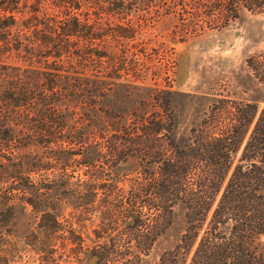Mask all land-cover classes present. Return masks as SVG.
<instances>
[{
	"label": "trees",
	"instance_id": "obj_1",
	"mask_svg": "<svg viewBox=\"0 0 264 264\" xmlns=\"http://www.w3.org/2000/svg\"><path fill=\"white\" fill-rule=\"evenodd\" d=\"M137 2L112 3L110 11L128 17L140 10ZM85 4L0 0V121L8 122L0 129L7 142L24 139L27 146L17 175L27 214L35 219L26 249L37 253L41 264H63L66 258L144 264L158 237L181 214L178 241L152 264H264V108L256 117V104L223 102L184 142L171 140L165 149L154 137L161 131L174 136L171 93L164 96L166 118L144 101L143 111L112 103L117 89L138 94L144 86L120 83L126 62L116 59L117 44L103 53L109 59L105 81L96 69L88 75L87 43L97 35ZM200 8L264 12V0H202ZM135 34L125 25L106 35L133 41ZM137 62L127 63L136 70ZM248 63L253 75L264 78V62ZM103 104L113 119L133 118L129 125H112L108 158L88 143V123L104 113ZM102 132L94 136L101 138ZM129 162L137 164L129 185L104 181ZM76 167L85 169L86 178L68 173ZM50 248L60 251L56 259Z\"/></svg>",
	"mask_w": 264,
	"mask_h": 264
},
{
	"label": "rangeland",
	"instance_id": "obj_2",
	"mask_svg": "<svg viewBox=\"0 0 264 264\" xmlns=\"http://www.w3.org/2000/svg\"><path fill=\"white\" fill-rule=\"evenodd\" d=\"M137 1L140 10L125 17L110 9L112 3H127L128 0H85L88 23L97 35L96 39L91 38L87 43L91 52L88 75L92 77L96 69L100 81H105L109 59L103 53L110 52L108 45L117 44L118 50L114 49V54L118 53L116 59L118 62L124 59L127 65V68L124 65L125 70L119 71L122 75L120 83L126 79L144 86L138 94L132 89L125 91V94L122 89H117L113 95V104L130 111H143L144 101L150 110L156 109L166 118L164 96L171 93L174 136L161 131L154 137L165 149L171 140L184 142L204 115L212 107H220L223 102L232 107L243 103L256 104V117L259 115L264 108V84L261 83L264 78L258 74L253 75L248 60L264 62V12L241 10L231 14L225 11H204L200 8L202 0H152L151 6L147 2L148 8L145 1ZM170 11L177 12L168 15ZM203 17L206 20H200ZM125 25L135 29L133 41L113 40L106 35L115 26ZM124 47L125 51L122 50ZM119 49L124 54H120ZM95 50L101 57L94 55ZM132 60L138 61L136 70L135 65L132 68L127 63ZM102 87L103 93L108 94L105 86ZM107 109V105L103 104L104 113L99 119L88 123V131L92 136L88 143L91 147L100 148L108 158L111 155V135L114 133L112 125H129L133 118L113 119L106 113ZM7 123L6 120L0 121V125ZM103 130L106 132L101 138L94 136V133ZM0 131V259H7L8 264H41L40 256L26 249V243L30 241L28 233L35 227V219L28 216L25 194L18 190L21 182H18L17 175L27 159L26 142L24 139L20 142H7L6 137L2 136L3 130ZM37 151L42 152V149L38 148ZM240 153L241 150L236 161ZM136 170V163L121 164L104 181L118 186L129 185V179ZM68 173L73 177L86 178L83 167L69 169ZM181 229L182 216L178 214L173 225L158 237L143 263L152 264L172 249ZM48 251L54 259L60 255L56 249L50 248ZM63 264L87 262L79 258H66Z\"/></svg>",
	"mask_w": 264,
	"mask_h": 264
}]
</instances>
